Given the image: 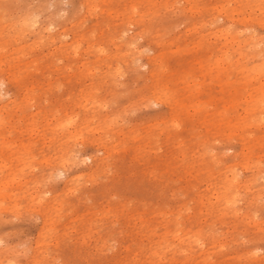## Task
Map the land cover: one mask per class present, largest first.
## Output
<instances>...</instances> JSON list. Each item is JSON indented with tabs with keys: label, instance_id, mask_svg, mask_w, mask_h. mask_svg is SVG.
Instances as JSON below:
<instances>
[{
	"label": "rangeland",
	"instance_id": "rangeland-1",
	"mask_svg": "<svg viewBox=\"0 0 264 264\" xmlns=\"http://www.w3.org/2000/svg\"><path fill=\"white\" fill-rule=\"evenodd\" d=\"M0 264H264V0H0Z\"/></svg>",
	"mask_w": 264,
	"mask_h": 264
}]
</instances>
